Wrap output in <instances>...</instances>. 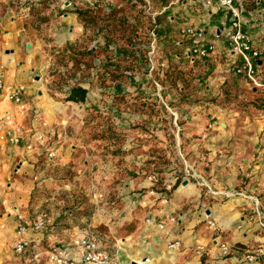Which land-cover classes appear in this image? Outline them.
Listing matches in <instances>:
<instances>
[{"label":"crops","instance_id":"0c3cea01","mask_svg":"<svg viewBox=\"0 0 264 264\" xmlns=\"http://www.w3.org/2000/svg\"><path fill=\"white\" fill-rule=\"evenodd\" d=\"M149 2L152 3V16H161L160 20L166 25L168 21V31L175 28L181 31L188 26L206 30L207 43L216 46L215 52L202 60L204 69L212 71L208 78L211 88L228 78L246 81L249 85L245 77L235 72L243 62L230 53L225 41L233 22L226 10L209 7L205 0ZM143 5V0H0V79L17 88L23 97L21 105L0 98V121L10 116L7 127L19 128L23 132L19 145L5 142L0 147V264L31 263L29 254L18 255L14 251L19 214L30 220L40 215L46 217V230L41 234L29 232L28 235L38 242L42 252L67 246L77 234L84 232L85 229L81 230L86 225L82 224L84 219L73 216V210L69 208L59 207L61 203L64 205L62 197L67 194L63 186L67 183L56 178L58 176L52 170L45 176L39 169L44 162L47 165L54 163L58 169L72 166V170H76L72 181L81 180L78 157L82 153L84 157L92 153L91 149L96 151L92 154L95 160L88 158L84 161L90 170L87 171L91 172L100 163H96V159L100 158L101 150H110L111 147L106 148L107 144L98 141L80 143L81 128L78 127L76 134L73 128L81 111L79 105L66 101L68 95L63 100L53 98L48 93L46 75L53 64L52 55L84 33L79 13L89 10L92 16H101L102 12L112 16L108 13L121 9V16H142ZM243 6L244 31L263 52L262 58L256 62V69L263 85L259 88H264V0H245ZM261 90L254 88V99L264 104V93L258 94ZM233 112L222 113L218 108L197 115L202 119L210 115L216 124L213 130H206V140L192 144L197 150L196 154L192 152L194 160L191 164L196 167L203 183L185 177L168 181L167 187L173 189L178 180L181 184L169 193L168 205L162 200L164 192L151 188L153 181L159 180V174L153 170L155 157L144 151L153 144L148 140L138 143V137L130 134L123 148L127 153L106 151L111 188L102 194L104 203L98 206V214L88 222L89 226L96 227L101 223L111 230L108 237L117 240L122 264H203L208 259L200 260L193 253L197 243L212 252H218L219 243H229L235 250L223 264H251L245 261L247 249L264 248V228L260 225L264 222L261 217L264 202L259 201L256 210L250 199L235 195L239 192L234 195L227 192L236 189L245 175L251 177L258 169H264V106L263 110L252 114V124L244 126L235 124ZM127 116L133 118L130 114ZM132 121L130 119L123 126L126 132H133L135 125ZM37 134L44 136V143L36 139ZM29 145H32L31 150L27 149ZM51 150L57 153L53 160L49 159ZM207 162L210 163L209 169L204 168ZM97 177L100 179L101 175ZM57 182L53 190L52 186ZM67 188L71 190L70 186ZM250 195L259 200L254 194ZM174 215L177 221L171 223L169 218ZM149 216L156 220V224L166 223V229L162 231L156 224H147ZM208 217L217 222L221 229L219 235L208 226ZM178 239L182 241V248L168 251L167 243ZM252 264H264V255Z\"/></svg>","mask_w":264,"mask_h":264},{"label":"rangeland","instance_id":"374dc122","mask_svg":"<svg viewBox=\"0 0 264 264\" xmlns=\"http://www.w3.org/2000/svg\"><path fill=\"white\" fill-rule=\"evenodd\" d=\"M120 12L121 9H117L108 14L121 16ZM100 17L102 18L100 23L107 21V16L103 12ZM124 17L130 25L138 23L134 16ZM167 24L169 25L168 21ZM113 25H115L114 22H112ZM168 25L162 23L161 34L156 38H151V41L150 39L144 40L148 44L136 43L137 47L146 48L147 61L123 65L122 70L131 66L132 69H129L131 74L124 75L117 82H113L111 76H105L102 73V66L111 71L115 61L110 59V52L104 50L102 29L96 28L85 29L75 42L65 44L58 53L53 54V64H51L46 75L47 80H49L48 93L57 100H63L68 95L70 85L74 84L78 78L81 84H85L90 94L86 103L78 104L81 111L73 125L75 134L80 127L78 135L80 143L85 145L98 141L101 144H107L106 148H111L110 150H101L100 158L96 159V163L99 161L100 163L98 167L96 164L91 172L87 168L88 164L84 161L95 160L92 156L96 151L91 149L92 153H88L85 157V154L82 153L78 157L81 161L79 163V167L82 169L81 180L72 181V174L76 172V170H72V166L71 168L58 169V165L55 166L54 163L47 165L44 162V165L39 169L40 174L46 176L52 170L53 174L58 176L56 178L63 179L64 183L68 184L63 186L67 196L62 197L64 198V205L61 203L59 207L69 208V210H73L71 213L73 216L78 217L79 220L84 219L82 224L88 225L81 228L82 231L85 229L83 233L91 231L105 237L107 239L105 246L110 251L119 249L117 240L108 237L111 230L101 223L96 227L89 226L88 222L94 218L95 214H98V206H102L104 203L94 199V185L101 197L111 188L110 175L106 170L105 158L108 156L106 151H114L115 154L118 152L127 153L123 148L130 134L138 137V143L148 140L149 144L153 145L144 152L155 157L156 167L153 170L159 174V180L153 181L154 185L151 188L154 190L158 188V190L168 193L169 196V193L173 192L174 189H168V181L174 180V178L180 180L181 177L191 178L203 183L196 167L193 163L191 164V161L194 160L192 156L196 154L197 150L192 148V144L206 140L205 134L207 131L213 130L216 124L215 119L213 120L210 115L203 116L204 119L197 115L206 110H217L218 108L222 113L234 111L232 119L235 124L244 126L252 124L254 119L252 114H255L256 110H263L264 104L259 103L258 99H254L256 98L254 95L255 87L249 81L248 85L246 81L238 82L228 78L224 83L211 88L208 78L212 71H206L205 65L202 63V60L207 57L203 59L188 57L186 50L191 46L190 41L182 36L178 28L168 31ZM208 39L207 37L206 40ZM225 41L229 45L228 39ZM70 45L72 49L81 51L82 56L75 58V61L72 60L69 52H64ZM96 48L97 54L90 55L87 53V50H95ZM181 52L183 54L179 57L178 53ZM94 58L97 64L96 68H92ZM101 62L103 65L98 67ZM169 62L185 73L189 86L184 91H181L182 82H178L179 88L168 83L162 86L160 83L161 80H164V73L170 65ZM242 79L244 78L242 77ZM258 89H262L258 94L264 93V88ZM187 113H189L188 116ZM129 114L133 118L128 117ZM257 117L259 116L257 115ZM130 119L135 125L132 133L126 132V127H123ZM220 123L219 125H221ZM108 126L116 128V131L108 132ZM145 126L147 129L144 128ZM190 146L193 151H191ZM112 148L113 150H111ZM187 167L190 173L186 172ZM191 167L195 168L196 172ZM204 168L209 169L210 163H205ZM99 175H101L100 179L97 177ZM104 176H107L108 179L105 180ZM240 180L242 183L236 186V189L232 188L233 190L227 192H244L248 196L254 194L260 202H264V187L262 185L264 184V169H258L255 175L251 177L245 175ZM58 183L52 186L53 190ZM69 186L71 190L67 188ZM180 186L181 184H179ZM205 187L207 188L206 184ZM74 188L75 190H73ZM263 216L261 214L262 218H264ZM117 234L119 233L117 232Z\"/></svg>","mask_w":264,"mask_h":264},{"label":"built area","instance_id":"2783aa9c","mask_svg":"<svg viewBox=\"0 0 264 264\" xmlns=\"http://www.w3.org/2000/svg\"><path fill=\"white\" fill-rule=\"evenodd\" d=\"M244 1L245 0H205V3L209 7H214L217 10H226L233 18L231 27L226 32V36L229 43L230 53L237 59H241L242 66H238L235 72L238 75L245 77L255 88L263 87L258 80L256 62L261 59L263 52L255 47L254 39L250 34L244 31ZM147 4L143 5L142 9L150 14V2L146 0ZM181 34L184 38L190 41V48L187 51L189 57L206 58L210 54H213L216 50V46L207 43L206 30L203 28H194L191 26L185 27L181 30ZM262 42L264 43V37ZM4 97L14 105H21L23 97L21 92L14 88L12 85L4 83L0 79V98ZM11 121L10 116H6L0 121V147L2 143H9L12 145H19L22 141L23 132L19 128L7 127V123ZM36 139L44 143V136L37 134ZM28 150L32 149V145L27 146ZM57 156L55 150H51L49 153V159L53 160ZM104 179H108L104 176ZM171 189V187H168ZM234 195V193L232 194ZM235 195L241 198L250 199L256 210L259 208L260 202L252 196H248L247 193L239 192ZM93 197L96 201H101V195L97 191V187L94 185ZM163 203L168 205L170 199L168 193H164L162 196ZM19 223L16 228V244L15 253L18 255L29 254L31 263L29 264H122L118 250L110 251L106 246V238L101 237L95 232L86 231L81 235H77L71 241L69 245L58 246L44 252L39 250L38 242L30 238L29 232L41 234L47 228V219L44 215L36 217L34 220L27 219L23 214L18 215ZM209 227L219 235L221 229L215 220L206 219ZM171 223H176V216L169 218ZM147 224H156V220L149 216L146 219ZM260 222V221H259ZM157 227L164 231L166 229V223L159 222ZM260 225L264 228V222H260ZM183 244L181 240L169 241L166 248L170 252L177 251L182 248ZM218 252H212L207 250V247L201 243H197L193 248V253L200 260L207 258L203 264H223L228 260L235 250V247L229 243H219ZM264 255V248H249L245 256L247 263H255L261 259ZM146 259L144 262L146 263Z\"/></svg>","mask_w":264,"mask_h":264},{"label":"trees","instance_id":"16d2710c","mask_svg":"<svg viewBox=\"0 0 264 264\" xmlns=\"http://www.w3.org/2000/svg\"><path fill=\"white\" fill-rule=\"evenodd\" d=\"M143 4H147L146 0H143ZM149 6L150 14H147L143 10V13H141L142 16H134L138 20V23L134 25L128 24L124 16H107V21H102V23H100V20L102 18L100 16H92L89 10L79 13V18L84 24L85 29H102L101 36L104 39V50L106 52H110V59L114 60L115 64L114 67H112L111 71H109L108 68H103L102 62L98 67L102 66L101 70L103 75L111 76V78L114 80L113 82L121 80L124 75L127 76L131 74L129 70L132 69L131 66H127L122 70L121 67L123 65L138 64L143 60L147 61L146 48L137 47L136 43L140 42V45L148 44L144 40L150 39L151 41V38H156V36L162 33L160 30L162 25V21L160 20L161 16H152L153 12L151 10V2ZM112 22H114L115 25L112 26ZM87 51V53L90 55L97 54V48L95 50L89 49ZM64 52H69L72 56L73 61L76 60L75 58L82 56L81 51L72 49L71 45L67 46ZM182 54V52L178 53V56L181 57ZM93 60L94 61L92 68H96L97 64L95 62V58ZM178 82H182L183 86L181 88V91H184L189 86V82L185 76V73L179 70L177 67L172 66L170 63L169 67L164 73V80H161L160 83L162 84V86L168 83L175 88H179ZM89 94V89L83 86L78 78L74 84L70 85V90L68 96L66 97V101L79 105L84 104L87 102ZM107 131L113 132L116 131V128L108 126ZM179 183L180 180L177 181L174 189L177 188Z\"/></svg>","mask_w":264,"mask_h":264},{"label":"water","instance_id":"95a60500","mask_svg":"<svg viewBox=\"0 0 264 264\" xmlns=\"http://www.w3.org/2000/svg\"><path fill=\"white\" fill-rule=\"evenodd\" d=\"M38 79V78H37Z\"/></svg>","mask_w":264,"mask_h":264}]
</instances>
